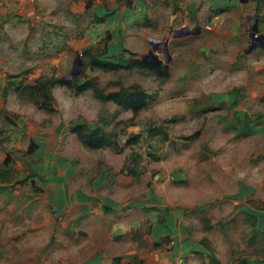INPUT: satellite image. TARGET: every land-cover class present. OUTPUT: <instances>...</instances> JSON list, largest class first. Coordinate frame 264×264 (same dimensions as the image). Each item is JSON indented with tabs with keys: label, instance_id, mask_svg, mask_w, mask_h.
Returning <instances> with one entry per match:
<instances>
[{
	"label": "rangeland",
	"instance_id": "obj_1",
	"mask_svg": "<svg viewBox=\"0 0 264 264\" xmlns=\"http://www.w3.org/2000/svg\"><path fill=\"white\" fill-rule=\"evenodd\" d=\"M263 15L264 0H0V264L105 263L83 261L114 255L112 218L124 230L115 240L132 237L137 248L107 264H264L255 227L264 210V48L244 52ZM182 26L200 31L173 37ZM149 39L159 40L161 67L167 43L165 74L129 65ZM78 55L79 73L61 81ZM96 58L128 61L112 70L93 67ZM83 81L92 86L76 93ZM136 88L149 95L138 112L97 94ZM131 123L167 133L149 139L153 158L114 143ZM91 131L103 146L84 142ZM77 193L91 209L115 205L93 224L100 235L77 216Z\"/></svg>",
	"mask_w": 264,
	"mask_h": 264
},
{
	"label": "trees",
	"instance_id": "obj_2",
	"mask_svg": "<svg viewBox=\"0 0 264 264\" xmlns=\"http://www.w3.org/2000/svg\"><path fill=\"white\" fill-rule=\"evenodd\" d=\"M127 61L128 60H124V59L122 60V58H120L117 61L96 58L95 60H91V63L93 67L116 70L121 67H124L127 64ZM133 63H137L139 65L146 66L151 69H155L159 74L166 73V69L163 66L161 67L151 63H144L141 61V59L133 60L132 62H130L129 65H132ZM64 82H69V81H64ZM44 85L46 86V90L44 91V93H47L50 87L49 80L45 81ZM91 86L92 84L90 81H83L79 84H75L76 93L82 92ZM97 94L102 100L113 101L116 104L120 105L122 108L131 110L133 112H138L140 109L144 108L147 99L149 98V95L141 88H136L131 92H126L124 89L108 91V92L99 91L97 92ZM131 127H135L134 124L131 123L127 126V128L120 129L115 134L114 143L121 148L128 146H136L139 150H142L143 153L149 158L154 157L153 152L150 150L151 143L149 142V139H153L154 137H160L162 140L168 139L167 133L157 126H148L144 130L138 129V131L130 130ZM92 133L94 132L91 131V133L86 138L82 137V139H84V142L87 143L90 147L96 148L103 146L104 144L103 137H99V136L92 137ZM198 133L199 132H195L194 134L188 136L187 138L192 139L196 137ZM94 135L96 136V134ZM28 147H30L29 152L32 153L36 149V144L30 143ZM10 159L11 158L8 155H6L4 159V163L8 164ZM251 217H255V216L252 215Z\"/></svg>",
	"mask_w": 264,
	"mask_h": 264
},
{
	"label": "crops",
	"instance_id": "obj_3",
	"mask_svg": "<svg viewBox=\"0 0 264 264\" xmlns=\"http://www.w3.org/2000/svg\"><path fill=\"white\" fill-rule=\"evenodd\" d=\"M70 184L71 183H69V182L67 183V188L68 189L70 188ZM94 184H95V182H94ZM91 188H93L94 190H97V188H99V186H98V184H95V185H92ZM76 191H77V189H76ZM76 199L78 200L77 203H78L79 209L81 210V212L77 216H79V215L83 216L84 215V217L81 218L80 220H81V222H83V224L86 223L85 225H83L85 227H87L89 225L93 226V224L95 222H97L98 220H102L103 218L104 219H111L113 214H107L106 215L105 213H103V208L110 207L111 208L110 212L113 209H116L115 205L112 204L113 206H111L110 203L103 204L104 206L103 205H99L96 208L94 207V208L91 209L90 203L89 204H85V203L82 202L83 200H86V197L82 196V195L80 196L78 193H77ZM94 210H95V213L91 214V212H93ZM131 211L132 210L129 209L126 215L129 216ZM257 214L261 217V219H258V217H257L255 227L257 226L259 228L258 225H259V223H261L262 225L260 226V228L264 231V210L262 212L259 211ZM112 219H113V220H111L112 221V227H111V230H109V234H108L109 235V239H108L109 240V246L107 247V251L110 250V253H111V252H113L112 250H114V252H113L114 255L107 256L106 252H102L103 254H99V253L96 252L94 255H90V256L86 257L85 260L83 261V263H86L90 259L98 257L99 259H101L102 261L105 262V263H100V264H107L108 262H107V259H105V258L113 257L112 260L116 261L118 259V256H116V255L119 252H123L124 253L123 254L124 255L123 258L131 257L132 254L134 253V250L137 248V246H136L137 242L135 241V239H133L132 237H130L128 239V241L132 243L131 245H129V244L125 245L127 243L126 241L115 240L119 236V233L123 232L124 230L120 231L123 227L121 226L120 222H117L115 220L116 218H112ZM101 229H102V225H94L93 226L92 235L93 236L100 235ZM153 238L157 239L156 236H153ZM183 248L184 247H181V252L180 253H184V251L187 249V247L184 248V249ZM116 250H120V251L117 253V252H115ZM114 257H116V258H114ZM168 257L169 256H167L166 258L168 259ZM110 263H111V261H110ZM162 263H165V262H162Z\"/></svg>",
	"mask_w": 264,
	"mask_h": 264
},
{
	"label": "water",
	"instance_id": "obj_4",
	"mask_svg": "<svg viewBox=\"0 0 264 264\" xmlns=\"http://www.w3.org/2000/svg\"><path fill=\"white\" fill-rule=\"evenodd\" d=\"M252 30L249 32V40L250 44L249 46L244 50L245 53H248L250 50L256 47L264 48V32H259V29L257 28V23H253ZM200 31V28H190L189 26H182L180 28L174 29L172 36L173 37H183L191 34H196ZM149 43L151 44L150 49L148 50L147 54L143 55L141 57V61L144 63H151L157 66L162 65V60L158 57L157 53L161 51V48L157 45L159 43V40L149 39ZM162 51L165 55V62L163 64V67L165 69L168 68V63L171 59V55L167 49V43L165 42L163 44ZM81 67V60L79 58V55L75 61L74 70H72L67 76H63L60 78L62 81H69V79L73 76V74L79 73Z\"/></svg>",
	"mask_w": 264,
	"mask_h": 264
},
{
	"label": "flooded vegetation",
	"instance_id": "obj_5",
	"mask_svg": "<svg viewBox=\"0 0 264 264\" xmlns=\"http://www.w3.org/2000/svg\"><path fill=\"white\" fill-rule=\"evenodd\" d=\"M248 19V18H247ZM255 21H256V23H257V28L259 29V32H264V15L263 16H261L260 18L258 17V16H255L254 17V20H253V23H255ZM253 25V24H252ZM251 25V30H252V26ZM259 26H261V27H263V29L261 30L260 28H259ZM197 28V27H196ZM192 29H194V28H192ZM248 36H249V33H248ZM249 44H250V40H249V42H248V46H249ZM161 52V51H160ZM159 52V53H160Z\"/></svg>",
	"mask_w": 264,
	"mask_h": 264
}]
</instances>
